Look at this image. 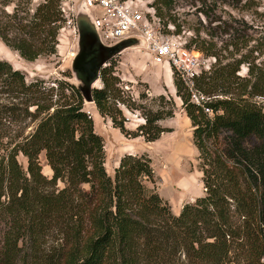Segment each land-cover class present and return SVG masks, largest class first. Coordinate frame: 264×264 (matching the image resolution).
<instances>
[{"label": "trees", "instance_id": "16d2710c", "mask_svg": "<svg viewBox=\"0 0 264 264\" xmlns=\"http://www.w3.org/2000/svg\"><path fill=\"white\" fill-rule=\"evenodd\" d=\"M63 1L43 0L35 8L32 0L2 3L13 8L0 11V39L28 62L56 54L67 23ZM261 3L248 0L241 10L254 8L262 22ZM157 14L162 16L159 9ZM225 27L232 39L228 45L246 41L243 31ZM255 32L262 41L264 28ZM195 49L216 59L195 82L213 116L191 102L176 71L173 82L194 129L205 195L178 215L146 187L155 182L147 155L127 154L114 176L107 173L105 141L85 109L89 101L126 138L155 143L171 132L162 123L175 116L173 97L152 96L148 89L134 97L122 89L113 65L101 70L104 86L92 89L69 80L28 83L24 73L0 60V139L7 137V124L29 120L24 131L36 123L12 147L0 142V243L6 264H14L21 242L28 238L39 246L54 231L61 244L50 256L36 257L42 264H264V195L256 192L264 173L253 162L264 159V108L257 101L264 98V71L245 55L223 64L227 57L214 43L199 41ZM243 65L247 77L238 75ZM126 113L142 123L129 129ZM252 139L255 147H247ZM42 153L51 179L42 173ZM60 182L64 186L57 188Z\"/></svg>", "mask_w": 264, "mask_h": 264}, {"label": "rangeland", "instance_id": "374dc122", "mask_svg": "<svg viewBox=\"0 0 264 264\" xmlns=\"http://www.w3.org/2000/svg\"><path fill=\"white\" fill-rule=\"evenodd\" d=\"M8 1H1L0 11L3 10L8 13L12 11L13 4H9L11 7H6L5 4L2 5V3ZM42 1L32 0L31 7L35 8ZM84 1H63V10L68 18L65 27L60 32L56 54L40 57L35 62H28L22 59L17 52L7 47L0 39V60L9 62L15 70L24 73L28 83L36 79L51 82L54 80H69L71 83L82 86V83L75 77L72 64L79 50L80 34H82L84 40H88L92 36V30L87 21L82 22L79 28L77 24V17L82 10ZM139 1L145 12L155 14L154 16L148 14V18L158 35L175 36L185 44V47L191 52V56L196 60L197 65L195 67H197L198 72H200V69H203L206 73L210 72L212 66L216 63L215 58L205 57L196 51V45L203 40L206 43H214L217 52L221 56L227 57L226 60L221 59L223 64L232 61V58L228 57H234L238 60L242 55H245L250 62L260 65L264 71V39L257 42L261 35L255 32L258 27L264 28V21L260 22L254 16V8L249 11L241 10V6L248 0ZM261 5L264 6V0H262ZM158 9L162 16H158ZM226 24L233 25L234 29L243 31L241 34H244L246 41L240 42L237 46L228 45L232 39L224 33ZM260 44H262L261 49L258 50L256 46L258 47ZM230 52L234 53L235 56H228ZM102 61L100 60L99 64ZM112 65L114 66V75L120 78L124 91L131 90L136 98H138L139 93L145 92L146 89L149 90L152 96L169 95L175 100L176 107L175 116L162 123V126L171 129V132L163 134L155 143H146L143 139L126 138L118 129L113 128L109 120L99 115L94 104L86 102V111H89L93 118L94 112L97 116V118H94L95 130L105 141L106 171L110 176H114L121 159L127 155V150L135 152L133 155H147L152 162L155 182H146V187L156 192L171 206L172 212L178 215L185 205L203 197L205 188L199 152L193 142L194 129L186 116L182 101L176 96V88L172 79L174 70L167 63L155 65L147 43L132 45L113 53L102 69L110 68ZM238 75L247 77L248 69L245 65L241 67ZM103 86L100 71L97 81L90 87L100 89ZM257 101L264 108V98H259ZM33 110L34 108H31L30 111ZM126 115L130 120L128 125L130 129L134 130L138 124L142 123L138 116L130 113H126ZM28 122L29 120L19 124H7L5 128L7 137L1 138L0 142L5 147H12L16 141L22 139L17 137L22 135L25 137L34 129L36 123L24 130L25 132L23 131ZM246 145L253 148L255 147V141L253 139L249 140ZM3 153V148L0 147V158ZM261 158L259 156L258 161L253 162L256 167L263 169L262 173H264V159ZM18 160L24 168L27 167L26 160L22 155H19ZM39 161L43 175L51 179L53 172L47 164L44 153L40 155ZM249 161L252 162L250 159ZM261 178L262 180L259 183L262 186H259V190H256L258 195H264V178L262 176ZM63 186L64 183L60 182L57 188ZM58 235L57 232H52L41 241L39 246L34 245L27 238L19 244L18 256L14 260V264H42L43 262L39 259L50 256L54 249L61 244ZM4 254L5 252L0 243V264H6Z\"/></svg>", "mask_w": 264, "mask_h": 264}, {"label": "built area", "instance_id": "2783aa9c", "mask_svg": "<svg viewBox=\"0 0 264 264\" xmlns=\"http://www.w3.org/2000/svg\"><path fill=\"white\" fill-rule=\"evenodd\" d=\"M83 4L102 43L111 48L134 37L143 39L151 51L153 63H167L184 82L190 92L191 102L213 116V112L204 107L208 98L196 89V79L204 72L203 69L197 71L195 58L177 37L162 36L155 32L148 18V14H155L145 12L139 0H85ZM86 112L91 116L89 111Z\"/></svg>", "mask_w": 264, "mask_h": 264}, {"label": "water", "instance_id": "95a60500", "mask_svg": "<svg viewBox=\"0 0 264 264\" xmlns=\"http://www.w3.org/2000/svg\"><path fill=\"white\" fill-rule=\"evenodd\" d=\"M86 21L92 30V36L90 39L84 40L82 34H80L79 50L75 55L72 64V70L75 74V77L82 83L83 87L85 86V83L80 78V75L85 74L88 78L87 82L89 86L93 85L97 81L102 67L108 60L107 55H112L113 53L121 51L132 45L145 44L143 39L134 37L128 41L120 43L113 48L106 46L104 43H102L98 30L95 28L88 12L86 11V7L83 4L82 10L77 17L78 28L82 22ZM84 44H86V47H83ZM100 60H103L101 64H99Z\"/></svg>", "mask_w": 264, "mask_h": 264}, {"label": "crops", "instance_id": "0c3cea01", "mask_svg": "<svg viewBox=\"0 0 264 264\" xmlns=\"http://www.w3.org/2000/svg\"><path fill=\"white\" fill-rule=\"evenodd\" d=\"M172 79H173V74H172ZM96 108V107H95ZM94 114V118H97V116H96V114H95V112L93 113ZM93 118V119H94ZM95 120V119H94ZM129 128V127H128ZM130 129V128H129ZM115 130H117V129H115ZM131 130H133V129H131ZM142 138H138V139H135V140H141ZM127 154H131V155H133V154H135V152H133L132 150H127Z\"/></svg>", "mask_w": 264, "mask_h": 264}, {"label": "flooded vegetation", "instance_id": "af4514ba", "mask_svg": "<svg viewBox=\"0 0 264 264\" xmlns=\"http://www.w3.org/2000/svg\"><path fill=\"white\" fill-rule=\"evenodd\" d=\"M85 45H86V44H84L83 47H86ZM111 48H113V47H111ZM107 56H108V55H107ZM80 77H81V79L83 80V82H84L85 84L88 83V82H87L88 78H87V76H86L85 74L80 75Z\"/></svg>", "mask_w": 264, "mask_h": 264}]
</instances>
